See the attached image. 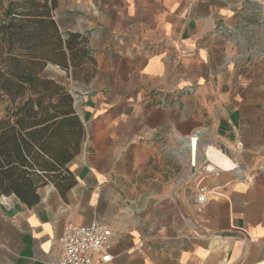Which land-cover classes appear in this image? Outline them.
<instances>
[{
  "label": "crops",
  "instance_id": "obj_1",
  "mask_svg": "<svg viewBox=\"0 0 264 264\" xmlns=\"http://www.w3.org/2000/svg\"><path fill=\"white\" fill-rule=\"evenodd\" d=\"M57 1L62 33H91L97 72L76 85L95 91L81 102L95 123L84 125L66 199L53 186L32 208L1 198L0 264H58L63 231L93 222L112 231L107 264H264V0ZM173 82L184 90L167 92ZM189 118L221 144L244 146L246 176L206 183L219 189L203 207L179 179L180 161L161 153V132L187 135Z\"/></svg>",
  "mask_w": 264,
  "mask_h": 264
},
{
  "label": "trees",
  "instance_id": "obj_2",
  "mask_svg": "<svg viewBox=\"0 0 264 264\" xmlns=\"http://www.w3.org/2000/svg\"><path fill=\"white\" fill-rule=\"evenodd\" d=\"M57 8V0H0V198L29 208L48 185L66 199L86 138L73 94L41 74L51 64L89 83L97 72L88 36L63 34Z\"/></svg>",
  "mask_w": 264,
  "mask_h": 264
},
{
  "label": "rangeland",
  "instance_id": "obj_3",
  "mask_svg": "<svg viewBox=\"0 0 264 264\" xmlns=\"http://www.w3.org/2000/svg\"><path fill=\"white\" fill-rule=\"evenodd\" d=\"M238 0H223V2L226 5H232L233 2H236ZM2 20V9H0V21ZM67 33V32H66ZM65 34V33H63ZM91 35V33H88V38ZM223 54V53H221ZM242 56L245 55V53H240ZM220 59H222V57H220ZM174 60H176V58H170V65L172 66V70H175V67H177L179 65V62L174 63ZM97 69V67H96ZM128 70L127 66H122L120 69V72H126ZM244 70L242 69L241 74H243ZM42 77L47 78V79H52L55 80L57 83L61 84L62 86H64L67 90H69L70 92H72L74 99H75V108L76 111L78 113V115L80 116L83 124L86 127H89L90 125L94 124L95 122L93 121V119L87 121L85 115L83 114V109L81 108V102L83 100H88V101H94L96 93L95 91L90 92V91H82V89H80L76 84H80V85H84V86H89V84H87L85 81L83 80H75L73 79V77L71 76V74H68L66 71L62 70L60 67L55 66V65H51L49 64L46 69L44 70V72L41 74ZM245 80H248L245 78ZM250 80H254V78L250 79ZM248 84H245V86H247ZM119 86H122V84H119ZM130 85H128L129 87ZM176 83H170L168 84V87H166V91L167 92H176L178 90H184V88H182V85L178 84V88L176 87ZM164 87V85H159L156 84L154 89L155 91H160L162 90ZM240 91L244 90V86L243 84L240 86ZM143 88H147V85H145ZM196 88V83L194 84H188L187 89L190 90H195ZM251 90V89H250ZM254 90V89H252ZM99 94V93H98ZM167 102V100H164V103ZM163 103V102H162ZM194 103L195 101L188 99V106H189V110H188V114H190V111L194 109ZM85 104V103H84ZM162 105V104H161ZM6 107V103L1 107L0 109V116L4 115V109ZM191 109V110H190ZM197 115V112H195V116ZM194 120L192 118L188 119L189 124L187 125L188 128V133L187 135H179L177 132L172 131L170 128L161 132V137L160 140L163 142V145L161 146V153L162 154H167L169 156L172 157V160L174 162H179L180 163V167L179 170L177 171V173H180V178L184 180V182H188V186L189 187H193L195 186V182L194 181H190L189 175L186 173V166H187V161L186 159H181L178 156H176V152L174 153L173 150L178 149V150H182V145L181 143H176V140H179V142H182L181 140H183L185 137H189L191 136L195 131L200 130V129H204L206 134L205 136H203V140H210L213 145H215L216 148H218L220 150V147L224 144H221V142L219 141V139H217L214 135L210 134L209 130L207 128H203V127H199L200 125H197V127H194ZM195 128V129H194ZM156 137V136H155ZM159 139V138H158ZM226 146V145H224ZM175 148V149H174ZM221 151V150H220ZM204 153L203 148L200 150V155L202 156ZM231 157H233L234 160H236L239 164V167L243 168V164L241 161V156L239 154L236 155H232ZM223 162V161H222ZM240 162V163H239ZM220 173V177H216L214 173H206L205 171L202 173V175L199 176V178H205L204 180V184L210 182L214 185H219L220 183H222L223 180H226L229 178V173L227 172H223V171H218ZM231 178V177H230ZM178 180V179H177ZM198 181V180H197ZM48 186H53V185H48ZM47 187V186H46ZM215 188V187H213ZM216 193V192H215ZM2 198V197H1ZM0 198V200H1ZM2 212H3V206L0 205V214L2 216ZM0 216V253H2L3 251H5L4 248V244L2 243V233L4 231V227H5V221L3 220V218ZM1 262V261H0Z\"/></svg>",
  "mask_w": 264,
  "mask_h": 264
},
{
  "label": "built area",
  "instance_id": "obj_4",
  "mask_svg": "<svg viewBox=\"0 0 264 264\" xmlns=\"http://www.w3.org/2000/svg\"><path fill=\"white\" fill-rule=\"evenodd\" d=\"M200 130L204 131L203 136H205V130ZM200 130L195 131L192 135L196 134ZM203 136L201 140H203ZM188 138L189 137H185L183 141L188 140ZM243 148L244 146L242 142L236 143L234 148L228 147L231 156L236 154L240 155V153H242L243 151ZM185 150L186 158L184 159H186L187 161L186 173L189 175L190 181L195 182L196 180L194 201L197 206L203 207L209 203L210 198L219 188H211L207 184H204L205 178H199V176L202 175V173L205 171V167L201 164H198V167H195V165H193L195 160V152L193 147H187ZM199 155L200 152L198 153V157ZM188 169L191 170L188 172ZM213 173L216 177H220V173L218 171ZM236 176L238 177V175ZM111 238L112 231L110 230V228L99 222H93L90 225L85 226L69 225L63 231L59 239V243L61 246V258L58 264L110 263L114 259V257L110 253ZM96 256H99V261L95 260Z\"/></svg>",
  "mask_w": 264,
  "mask_h": 264
},
{
  "label": "bare ground",
  "instance_id": "obj_5",
  "mask_svg": "<svg viewBox=\"0 0 264 264\" xmlns=\"http://www.w3.org/2000/svg\"><path fill=\"white\" fill-rule=\"evenodd\" d=\"M203 135L204 131L200 130L196 134L189 136L188 140H181L182 142L180 143L182 145V150L174 148L175 150L173 151L176 152L179 157L184 159L186 158L185 149L187 147H193L195 152V160L193 165H195V167H198V164H201L205 167V171L207 173H213L219 170L223 172L235 173L238 175L239 179H242L244 176H246V173L241 167H239L236 160L223 154L218 148L215 147V145H213L210 140H201ZM202 148L204 153L202 156L199 155L198 157V153ZM190 170L188 169V172Z\"/></svg>",
  "mask_w": 264,
  "mask_h": 264
},
{
  "label": "water",
  "instance_id": "obj_6",
  "mask_svg": "<svg viewBox=\"0 0 264 264\" xmlns=\"http://www.w3.org/2000/svg\"><path fill=\"white\" fill-rule=\"evenodd\" d=\"M75 106H76V104H75ZM220 150H221V152H222L223 154L227 155L228 157L231 156V153H230V150L228 149V147L222 145V146L220 147Z\"/></svg>",
  "mask_w": 264,
  "mask_h": 264
}]
</instances>
